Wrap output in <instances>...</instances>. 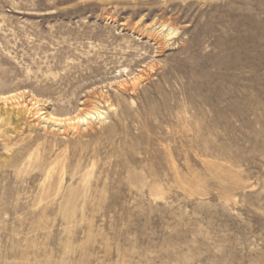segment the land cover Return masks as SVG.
Segmentation results:
<instances>
[{"label":"rangeland","instance_id":"374dc122","mask_svg":"<svg viewBox=\"0 0 264 264\" xmlns=\"http://www.w3.org/2000/svg\"><path fill=\"white\" fill-rule=\"evenodd\" d=\"M0 264H264V0H0Z\"/></svg>","mask_w":264,"mask_h":264},{"label":"bare ground","instance_id":"6f19581e","mask_svg":"<svg viewBox=\"0 0 264 264\" xmlns=\"http://www.w3.org/2000/svg\"><path fill=\"white\" fill-rule=\"evenodd\" d=\"M161 33H163V32H161ZM173 34V28H169L165 33H164V36H171ZM95 114L96 115H98V116H100L101 115V113L99 112V111H96L95 112ZM90 115V113L89 112H87L86 114H85V116L84 117H79L78 118V120H81V121H83V120H86V116H89ZM90 116H93V115H90Z\"/></svg>","mask_w":264,"mask_h":264}]
</instances>
